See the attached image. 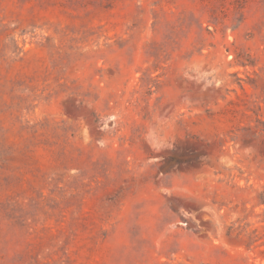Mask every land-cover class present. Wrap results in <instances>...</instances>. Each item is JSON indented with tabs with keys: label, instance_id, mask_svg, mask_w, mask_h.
I'll return each mask as SVG.
<instances>
[{
	"label": "rangeland",
	"instance_id": "rangeland-1",
	"mask_svg": "<svg viewBox=\"0 0 264 264\" xmlns=\"http://www.w3.org/2000/svg\"><path fill=\"white\" fill-rule=\"evenodd\" d=\"M0 264H264V0H0Z\"/></svg>",
	"mask_w": 264,
	"mask_h": 264
}]
</instances>
